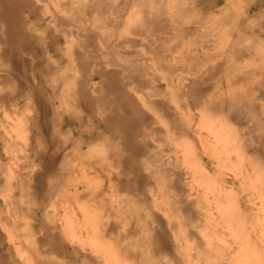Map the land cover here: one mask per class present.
I'll list each match as a JSON object with an SVG mask.
<instances>
[{
  "label": "rangeland",
  "instance_id": "1",
  "mask_svg": "<svg viewBox=\"0 0 264 264\" xmlns=\"http://www.w3.org/2000/svg\"><path fill=\"white\" fill-rule=\"evenodd\" d=\"M0 264H264V0H0Z\"/></svg>",
  "mask_w": 264,
  "mask_h": 264
},
{
  "label": "bare ground",
  "instance_id": "2",
  "mask_svg": "<svg viewBox=\"0 0 264 264\" xmlns=\"http://www.w3.org/2000/svg\"><path fill=\"white\" fill-rule=\"evenodd\" d=\"M173 1H174V0H173ZM165 3H167V2H165ZM170 3H171V2H170ZM171 4H172V3H171ZM152 6H153V5H152ZM168 7H169V6H168ZM135 9H136V8H135ZM135 11H136V10H135ZM135 11H134V12H135ZM136 12H137V11H136ZM129 13H130V10H129ZM131 20H132V19H131ZM129 23H130V22H129ZM131 23H133V22L131 21ZM222 32H223V31H222ZM222 35L224 36V33H222ZM225 35H226V34H225ZM228 37H229V36H228ZM228 37H227V38H228ZM234 39H235V38H234ZM225 40L227 41L226 38H225ZM188 42H190V41H188ZM253 42H254V41H253ZM244 43H245V42H244ZM255 46H256V45H255ZM180 47H181V46H180ZM191 52H192V51H191ZM153 60H154V59H153ZM164 66H165V64H164ZM241 68H242V67H241ZM160 69H161V68H160ZM164 71H165V70H164ZM174 72H175V71H174ZM186 73H187V72H186ZM164 74H165V73H164ZM164 74H163V75H164ZM163 77H165V76H163ZM215 82H216V81H215ZM171 84H172V82H171ZM227 90H228V89H227ZM68 94H69V93H68ZM71 95H72V94H71ZM241 98H242V96H241ZM186 108H187V106H186ZM197 108H198V107H197ZM202 110H203V109H202ZM205 110H209V109L206 108ZM209 112H210V111H208V113H209ZM206 113H207V111L205 112V114H206ZM198 114H199V113H198ZM200 114H201V113H200ZM202 114H203V113H202ZM202 114H201V115H202ZM185 115H186V114H185ZM201 115H200V116H201ZM207 115H208V114H207ZM222 115H223V114H222ZM210 116H212V115H210ZM210 116H208V117L210 118ZM219 116H220V115H219ZM202 117H203V115H202ZM204 118H205V117H204ZM210 120H211V119H210ZM22 122H23V121H22ZM198 122H199V121H198ZM202 122H203V121H202ZM202 122H201V123H202ZM204 122H207V121H204ZM207 123H208V122H207ZM203 124H205V125L208 126V124H206V123H203ZM24 128H25V127H24ZM182 137H183V136H182ZM185 137H186V136H185ZM186 139L188 140L187 137H186ZM181 140H182V139H181ZM181 140H180V141H181ZM183 142H184V141H183ZM100 144H101V143H100ZM184 145H185V144H184ZM189 145H190V144H189ZM236 146H237V145H236ZM239 146H240V145H239ZM75 148H76V147H75ZM78 148H79V147H78ZM185 148H186V147H185ZM240 148H241V146H240ZM184 150H185V149H184ZM187 150H188V149H187ZM237 150H239V149H237ZM237 150H236V151H237ZM241 152H244V151L241 150ZM188 153H189V151H188ZM248 155H250V154H248ZM189 156H190V154H189ZM242 157H243V156H242ZM250 158H251V156H250ZM255 159H256V158H255ZM192 160H193V159H192ZM257 160H258V159H257ZM107 162H108V161H107ZM193 162H194V161H193ZM231 162H234V161H231ZM239 162H241V161H239ZM194 163H196V162H194ZM257 163H259V162H257ZM109 164H110V163H109ZM237 164H238V162H237ZM192 165H193V164H192ZM200 168H201V166H200ZM192 169H193V167H192ZM198 171H199V170H198ZM91 174H92V173H91ZM206 174H209V173H206ZM97 175H98V174H97ZM209 175H210V174H209ZM94 178H95V177H94ZM209 178H210V176H209ZM201 180H202V179H201ZM206 180H207V179H206ZM78 182H79V181H78ZM95 182H97V181H95ZM95 182H94V183H95ZM203 182H204V181H203ZM205 182H206V181H205ZM92 183H93V182H92ZM94 183H93V184H94ZM95 184H96V183H95ZM104 187H105V186H104ZM27 188H28V187H27ZM22 193H23V192H22ZM22 193H21V194H22ZM27 193H28V192H27ZM26 195H27V194H26ZM6 196H7V194H6ZM239 211H240V210H239ZM236 213H237V212H236ZM238 213H239V212H238ZM241 214H242V213H241ZM90 215H91V214H90ZM239 215H240V214H239ZM241 216H242V215H241ZM93 217H94V216H93ZM242 217H243V216H242ZM90 218L92 219V217H90ZM243 218H244V217H243ZM240 219H242V218H240ZM78 220H79V219H78ZM237 221H238V220H237ZM239 221H240V220H239ZM243 221H244V219H243ZM243 221H242V222H243ZM77 222H78V221H77ZM91 222H92V221H91ZM244 223H245V222H243V224H244ZM92 224H93V222H92ZM22 225H23V224H22ZM25 225H26V224H25ZM238 225H240V224H238ZM22 228H23V226H22ZM25 229H27V227H25ZM23 230H24V228H23ZM25 231H26V230H25ZM25 231H24V232H25ZM28 231H29V230H28ZM98 237H100V236H98ZM103 237L105 238V236H103ZM109 241H111V239H110ZM186 243H187V242H186ZM111 244H113V243H111ZM137 244H138V243H137ZM111 248H112V247H111ZM116 248H117V247H116ZM114 249H115V248H114ZM117 249H118V248H117ZM105 250H106V249H105ZM261 256H262V255H261ZM128 260H129V259H128Z\"/></svg>",
  "mask_w": 264,
  "mask_h": 264
}]
</instances>
